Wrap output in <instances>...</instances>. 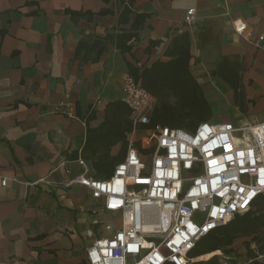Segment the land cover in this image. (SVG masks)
I'll return each instance as SVG.
<instances>
[{
  "label": "crops",
  "instance_id": "obj_1",
  "mask_svg": "<svg viewBox=\"0 0 264 264\" xmlns=\"http://www.w3.org/2000/svg\"><path fill=\"white\" fill-rule=\"evenodd\" d=\"M261 34L264 0H0V264H88L110 213L71 180L101 178L92 160L118 164L130 140L152 150L149 127L131 130L124 73L156 97L152 116L202 96L227 108L205 121H264Z\"/></svg>",
  "mask_w": 264,
  "mask_h": 264
},
{
  "label": "built area",
  "instance_id": "obj_2",
  "mask_svg": "<svg viewBox=\"0 0 264 264\" xmlns=\"http://www.w3.org/2000/svg\"><path fill=\"white\" fill-rule=\"evenodd\" d=\"M195 19L196 9H188L185 21ZM234 30L245 34L246 22L235 20ZM263 41L261 34L257 45ZM122 90L135 133L151 123L157 99L128 72ZM144 146L152 148L147 159L130 140L108 178L85 172L70 182L88 187L103 211L120 216V224L106 222L107 234L87 248L88 264H189L203 236L264 195V121H203L192 130L156 124Z\"/></svg>",
  "mask_w": 264,
  "mask_h": 264
},
{
  "label": "trees",
  "instance_id": "obj_3",
  "mask_svg": "<svg viewBox=\"0 0 264 264\" xmlns=\"http://www.w3.org/2000/svg\"><path fill=\"white\" fill-rule=\"evenodd\" d=\"M133 76L138 80V75L133 74ZM229 83L234 84L233 81H229ZM190 105L189 112L172 111V107L165 105L163 112L159 110L155 112L151 118V123L147 127L154 126L161 120L172 121L177 119L180 125L195 129L200 122L208 120L211 117V110L202 96L195 97L190 101ZM131 130H133L132 122ZM92 164L97 172V176L102 179L110 177L117 165L113 159L92 160ZM260 206L264 207V195H260L252 205V207L261 209ZM241 236H251V239L246 242L249 261L252 264H264V261L258 259L260 255H264V214L252 210L244 214H237L226 225L203 236L191 251L190 258L193 260L189 264H221L218 256L221 251L227 259H233L232 254L234 249L232 245L235 239ZM253 241L260 243L259 252L251 248ZM197 258L198 260H195Z\"/></svg>",
  "mask_w": 264,
  "mask_h": 264
},
{
  "label": "rangeland",
  "instance_id": "obj_4",
  "mask_svg": "<svg viewBox=\"0 0 264 264\" xmlns=\"http://www.w3.org/2000/svg\"><path fill=\"white\" fill-rule=\"evenodd\" d=\"M215 102L217 101L213 100L214 105H215ZM226 111H227V108H215L214 107L213 114H212L213 116L211 117V119L215 121H223V119H225L224 116H226L225 115ZM238 123H241V122H238ZM187 130H191V129L187 128ZM250 210L257 211L258 213L264 214L263 206L261 207V209H259L258 207H250L248 211ZM248 211H246L245 213H247ZM107 221L112 222L114 224L116 223L120 224V216L115 218L112 214H109ZM250 239H251V236H241V237L236 238L232 245L234 249V252L232 254L233 259H227V257L221 251V253L218 254L220 263L221 264H252L248 259L247 247H246V242L249 241ZM251 248L259 252L260 243L253 241V243L251 244ZM258 259L264 261V255H260ZM196 260H198V258Z\"/></svg>",
  "mask_w": 264,
  "mask_h": 264
},
{
  "label": "bare ground",
  "instance_id": "obj_5",
  "mask_svg": "<svg viewBox=\"0 0 264 264\" xmlns=\"http://www.w3.org/2000/svg\"><path fill=\"white\" fill-rule=\"evenodd\" d=\"M150 227H151V225H150V224H147V225H146V228H147V229H148V228H150Z\"/></svg>",
  "mask_w": 264,
  "mask_h": 264
}]
</instances>
